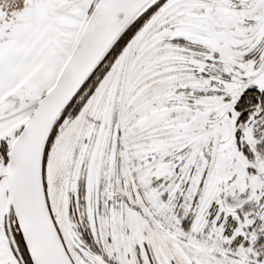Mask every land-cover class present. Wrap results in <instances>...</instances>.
<instances>
[{"label":"snow or ice","instance_id":"1","mask_svg":"<svg viewBox=\"0 0 264 264\" xmlns=\"http://www.w3.org/2000/svg\"><path fill=\"white\" fill-rule=\"evenodd\" d=\"M0 264H264V0H0Z\"/></svg>","mask_w":264,"mask_h":264}]
</instances>
